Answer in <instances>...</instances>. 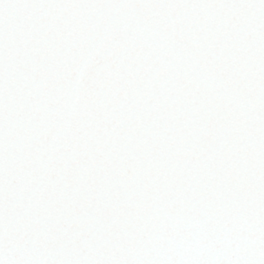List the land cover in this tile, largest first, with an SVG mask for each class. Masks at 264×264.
Returning <instances> with one entry per match:
<instances>
[{
    "label": "snow or ice",
    "instance_id": "6c2138e0",
    "mask_svg": "<svg viewBox=\"0 0 264 264\" xmlns=\"http://www.w3.org/2000/svg\"><path fill=\"white\" fill-rule=\"evenodd\" d=\"M0 264H264V0H0Z\"/></svg>",
    "mask_w": 264,
    "mask_h": 264
}]
</instances>
